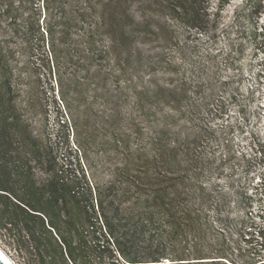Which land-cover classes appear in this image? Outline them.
Segmentation results:
<instances>
[{
	"label": "trees",
	"instance_id": "16d2710c",
	"mask_svg": "<svg viewBox=\"0 0 264 264\" xmlns=\"http://www.w3.org/2000/svg\"><path fill=\"white\" fill-rule=\"evenodd\" d=\"M135 2L0 0L1 241L15 264H264V177L234 233L184 89L133 83ZM148 2L167 32L210 26L207 0Z\"/></svg>",
	"mask_w": 264,
	"mask_h": 264
},
{
	"label": "rangeland",
	"instance_id": "374dc122",
	"mask_svg": "<svg viewBox=\"0 0 264 264\" xmlns=\"http://www.w3.org/2000/svg\"><path fill=\"white\" fill-rule=\"evenodd\" d=\"M135 1V18L153 26L139 46L142 60L136 53L133 83L153 89L170 83L184 89V106L203 133L205 177L229 196L230 228L238 233L253 211L248 197L264 177L263 157L257 153L258 143L264 142V0H207L210 26L202 34L175 23L167 32L166 20L151 11L148 0ZM5 8L0 4V41L7 30ZM44 83L50 131L56 133L60 115L54 98L60 103V95L57 87ZM0 249L15 264L1 238Z\"/></svg>",
	"mask_w": 264,
	"mask_h": 264
},
{
	"label": "bare ground",
	"instance_id": "6f19581e",
	"mask_svg": "<svg viewBox=\"0 0 264 264\" xmlns=\"http://www.w3.org/2000/svg\"><path fill=\"white\" fill-rule=\"evenodd\" d=\"M0 256L4 259L7 264H13L9 257L0 249Z\"/></svg>",
	"mask_w": 264,
	"mask_h": 264
},
{
	"label": "water",
	"instance_id": "95a60500",
	"mask_svg": "<svg viewBox=\"0 0 264 264\" xmlns=\"http://www.w3.org/2000/svg\"><path fill=\"white\" fill-rule=\"evenodd\" d=\"M0 264H7L1 256H0Z\"/></svg>",
	"mask_w": 264,
	"mask_h": 264
}]
</instances>
